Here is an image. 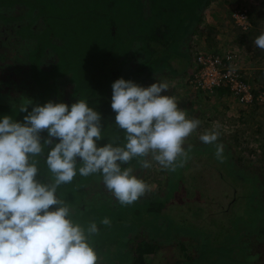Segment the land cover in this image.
I'll return each instance as SVG.
<instances>
[{
  "label": "rangeland",
  "instance_id": "1",
  "mask_svg": "<svg viewBox=\"0 0 264 264\" xmlns=\"http://www.w3.org/2000/svg\"><path fill=\"white\" fill-rule=\"evenodd\" d=\"M206 1L0 0V118L10 115L23 122L27 113L18 106L25 98L33 102L29 111L49 100L70 107L97 94L111 99L115 80L134 82L137 73L146 70L152 75L141 86L167 81L170 90L162 94L174 96L188 118L201 121L185 141L186 150L192 147L183 167L173 172L153 161L151 168L142 169L132 161L135 174L151 191L131 205L119 204L99 176L77 172L71 183L57 189L75 223L85 228L97 224L99 232L89 242L98 264H125L127 249L145 240L158 245L146 253L147 264L264 263V226L259 228L264 224V101L243 103L225 87L197 90L188 79L191 64L182 69V36L192 26L185 35L191 36V54L200 40L202 50L239 47L246 78L256 92L264 88V50L254 45L264 33V0H210L200 15ZM235 8L250 14L249 30L234 23ZM138 51L141 60L136 58L130 63H138L136 67L125 70L126 61ZM115 115L113 110L102 115L105 137L98 146L109 138L117 145L125 143ZM212 130L220 133L223 162L216 159L214 144L199 139ZM41 136L43 142L47 132ZM47 153L45 146L44 153L33 158L42 182H52ZM155 195L163 205L153 211L149 206L155 205ZM105 217L110 226L101 223Z\"/></svg>",
  "mask_w": 264,
  "mask_h": 264
},
{
  "label": "clouds",
  "instance_id": "2",
  "mask_svg": "<svg viewBox=\"0 0 264 264\" xmlns=\"http://www.w3.org/2000/svg\"><path fill=\"white\" fill-rule=\"evenodd\" d=\"M264 50V33L254 40ZM111 108L115 125L124 130L125 143L117 145L105 136L101 113L86 100L68 104L49 100L34 105L23 99L19 112L23 122L10 115L0 118V264H98V254L89 242L99 232L95 222L87 228L71 219V209L57 197V189L81 176H99L104 187L121 205H131L151 191L135 174L134 159L142 169L155 161L162 169L176 171L187 162L191 145L186 139L201 121L188 118L176 98L167 93L169 83L157 81L143 87L119 78L112 85ZM47 132V138L41 134ZM219 131H207L199 139L214 144L215 157L224 160ZM54 140L58 142L54 143ZM52 182L38 179L34 157L44 153ZM150 158V159H149ZM79 165V167H78ZM47 180V178H46ZM110 226L108 217L101 220Z\"/></svg>",
  "mask_w": 264,
  "mask_h": 264
},
{
  "label": "built area",
  "instance_id": "3",
  "mask_svg": "<svg viewBox=\"0 0 264 264\" xmlns=\"http://www.w3.org/2000/svg\"><path fill=\"white\" fill-rule=\"evenodd\" d=\"M232 18L236 26L241 30H249L253 23L248 11L243 8H235ZM239 47L224 49L221 52L195 50L191 58V71L189 82L197 90L213 92L218 88H228L243 103L264 101V88L259 92L246 78L239 57Z\"/></svg>",
  "mask_w": 264,
  "mask_h": 264
},
{
  "label": "trees",
  "instance_id": "4",
  "mask_svg": "<svg viewBox=\"0 0 264 264\" xmlns=\"http://www.w3.org/2000/svg\"><path fill=\"white\" fill-rule=\"evenodd\" d=\"M209 2H210V0H207L203 4V6L208 4ZM249 16H250V14H249ZM200 18H201V16H199V18H197L196 20L199 21ZM252 23H253V21H252ZM187 33H188V31H187ZM187 33L185 32V35ZM185 35L183 34V36H185ZM183 36H182V38H183ZM182 38H181V41H182ZM134 56H138V59H139L138 62H139L141 60L142 54L140 51H138V52H136V55L135 54L131 55V59ZM126 64H127V66L125 67V70H127L128 68H131V67H132L131 69H133L134 67H136L135 65H137L138 63L135 64L133 67L132 65L129 64V60H127ZM145 72H147V71L142 70L141 72H138L137 76H136L138 79L136 78V80H134V82L140 85V83L142 82L143 78H145L146 75L147 76L152 75L151 73L145 74ZM74 95H75V93H74ZM93 101L95 104H93ZM87 103H88L89 107H92L94 110L101 113V116L102 115H108L112 111L111 107H109L111 105V99H102L98 94L95 95L93 98H91L89 100V102H87ZM55 142H58V141L54 140V143ZM47 147H48V151H49L51 146H47ZM45 160H46V158H45ZM258 187H259V185H258ZM155 196H157L156 198H154L155 200H157V201H155V205H154V202H150L151 204L149 206V209L153 210V211H154V209L160 210L162 205H163L162 201L158 200L161 197L159 195H155ZM150 199H152V198H150ZM150 199H147V200L151 201ZM157 246H155V244H153V243H149L146 240L142 243H140V241H139L135 247L131 248V251L127 249V252L129 253L130 257L128 258L127 262H125V264H127L128 262L130 263V261L132 262V264H147L146 259H145L146 253L153 252ZM132 249L136 252L135 254H132Z\"/></svg>",
  "mask_w": 264,
  "mask_h": 264
},
{
  "label": "crops",
  "instance_id": "5",
  "mask_svg": "<svg viewBox=\"0 0 264 264\" xmlns=\"http://www.w3.org/2000/svg\"><path fill=\"white\" fill-rule=\"evenodd\" d=\"M204 8H205V5L203 6L202 5V7L200 8V10H199V14L201 15L202 13H203V10H204ZM201 20V19H200ZM195 21V23H196V19L194 20ZM198 21V20H197ZM192 27V26H191ZM191 27H190V29H191ZM189 29V30H190ZM188 30V32H190ZM192 35V34H191ZM183 38H186V44L185 43H183V44H185L186 46H185V49L183 48V54H185V58H186V60H185V63H186V65H185V67L184 68H182V69H186L187 68V66H189L190 65V62H191V58H192V54H191V51H190V49H188L189 48V41H190V39H191V36H189V38L188 37H186V36H183ZM234 38V37H233ZM200 43H199V47H203V42H201V40L199 41ZM195 43H196V41H195ZM224 44V43H223ZM137 58V60H139L138 59V57H136V56H134L132 59H130L129 60V64L130 63H132L135 59ZM170 69H171V71H177L176 69H174L173 68V66H171V67H169ZM181 69V70H182ZM160 71H162V69H159V70H157V72H160ZM182 71H184V70H182ZM148 74H149V72H147ZM147 73H145V74H147ZM146 78L147 77H149V76H145ZM151 77V76H150ZM144 80H146L145 78H143V80L142 81H144ZM220 89V88H219ZM71 94L74 96V92H71ZM262 226H264V224H262L261 223V226H259V228L260 227H262ZM262 240V239H261ZM264 264V263H263Z\"/></svg>",
  "mask_w": 264,
  "mask_h": 264
}]
</instances>
